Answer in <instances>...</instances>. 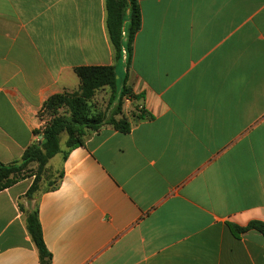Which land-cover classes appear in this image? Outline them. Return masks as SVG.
Instances as JSON below:
<instances>
[{
    "label": "crops",
    "instance_id": "obj_1",
    "mask_svg": "<svg viewBox=\"0 0 264 264\" xmlns=\"http://www.w3.org/2000/svg\"><path fill=\"white\" fill-rule=\"evenodd\" d=\"M138 5L127 86L144 114L50 159L30 201L33 177L0 192V264H40L33 209L51 264H264V235L231 228L264 223V0ZM115 64L105 0H0V162L77 68Z\"/></svg>",
    "mask_w": 264,
    "mask_h": 264
},
{
    "label": "trees",
    "instance_id": "obj_2",
    "mask_svg": "<svg viewBox=\"0 0 264 264\" xmlns=\"http://www.w3.org/2000/svg\"><path fill=\"white\" fill-rule=\"evenodd\" d=\"M105 7L109 42L113 48L115 62L123 60L124 76L122 77L117 70L116 64L77 68L75 73L80 80L78 91L72 94L53 95L42 107L43 114L48 115L49 120L42 130L41 141L27 147L20 160L8 164L0 162V192L21 180L33 177L32 184L25 195L30 201L39 188L47 163L54 156L59 153L66 156L70 150L82 146L89 134L103 126H111L123 134L129 132V123L123 115L122 104L125 96L133 101L140 99V95H134L127 86V80L133 41L141 27V13L138 0H105ZM126 15L128 16L127 25H125ZM101 86H108L111 90L108 104L101 115L92 116L88 113L87 102L90 100L92 91ZM63 107H66L68 112L61 115L58 112ZM138 114L142 116L144 110L138 111ZM62 134L67 136L65 151L60 149ZM32 165H35L34 170L31 169ZM48 186L53 189L56 182H50ZM231 228L235 234L255 230L264 235V223L258 221H252L246 227L232 225ZM26 229L37 249L40 264H51V256L43 241L37 209L26 214Z\"/></svg>",
    "mask_w": 264,
    "mask_h": 264
},
{
    "label": "rangeland",
    "instance_id": "obj_3",
    "mask_svg": "<svg viewBox=\"0 0 264 264\" xmlns=\"http://www.w3.org/2000/svg\"><path fill=\"white\" fill-rule=\"evenodd\" d=\"M127 23H128V16L126 15L125 25H127ZM119 71L123 77L125 74V70H124L123 65H120ZM110 93H111V90L108 86H101V87L94 89L92 91L91 96H90V100L87 102L88 113L92 116L101 115L106 110L108 100L110 97ZM133 108H136V107H134V103H131V105H126L123 103L122 104L123 115H125V113H129V111L133 112ZM67 112H68L67 108L63 107L59 110L58 113L61 115H64V114H67ZM46 119L48 120L49 117H46ZM61 139H63V138H61ZM56 157L57 158L52 160V162L50 164L53 168L56 167V165L58 163V159H59L58 157L59 156H56ZM55 178H56V176H54L53 171L49 170V175H48L49 181L52 182V179H55Z\"/></svg>",
    "mask_w": 264,
    "mask_h": 264
},
{
    "label": "built area",
    "instance_id": "obj_4",
    "mask_svg": "<svg viewBox=\"0 0 264 264\" xmlns=\"http://www.w3.org/2000/svg\"><path fill=\"white\" fill-rule=\"evenodd\" d=\"M133 102L134 101L128 96H125L123 98V103L126 104V105H131V103H133ZM136 109H137V112L143 110V108L141 106L137 107ZM42 130L43 129L36 131L38 133L33 135V142L32 143H38V142L41 141V139H42Z\"/></svg>",
    "mask_w": 264,
    "mask_h": 264
}]
</instances>
